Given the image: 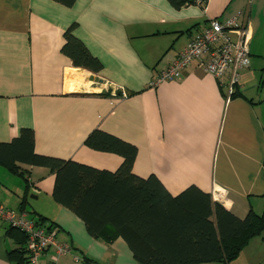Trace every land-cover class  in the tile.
I'll use <instances>...</instances> for the list:
<instances>
[{
	"label": "crops",
	"instance_id": "1",
	"mask_svg": "<svg viewBox=\"0 0 264 264\" xmlns=\"http://www.w3.org/2000/svg\"><path fill=\"white\" fill-rule=\"evenodd\" d=\"M248 3L250 62L235 85L242 95L227 97L197 62L179 79L153 85L208 20L233 17ZM72 24L102 63L99 72L73 66L61 52ZM122 91L126 96L115 95ZM25 127L34 130L39 154L115 170L119 155L84 144L101 129L137 146L134 173L154 174L171 194L196 185L241 218L250 209L264 213V0H207L204 8L179 9L168 0H74L71 6L0 0V142ZM54 180L36 166L26 183L0 164V203L19 211L26 194L45 196L46 209L34 213L71 245L57 264H86V257L138 264L121 238L106 243L89 236L83 221L53 199ZM24 210L28 216L26 204ZM8 227L0 219V264H16ZM53 253L45 250L37 264H53ZM228 264H264V238L250 239Z\"/></svg>",
	"mask_w": 264,
	"mask_h": 264
},
{
	"label": "trees",
	"instance_id": "2",
	"mask_svg": "<svg viewBox=\"0 0 264 264\" xmlns=\"http://www.w3.org/2000/svg\"><path fill=\"white\" fill-rule=\"evenodd\" d=\"M56 1L67 6L74 3V0ZM206 1L168 0L175 9L191 4L204 8ZM211 19L224 22L229 18ZM75 27L72 24L65 31L61 52L73 66L99 72L102 63L75 37ZM220 88L226 93L223 85ZM239 95L242 94L235 87L229 94ZM34 144V130L22 128L12 140L0 142V164L26 183L32 167H43L53 173V199L83 221L89 236L106 243L121 238L138 264H228L240 255L250 239L260 235L264 238V213L250 209L241 218L222 204L214 203L211 195L196 185L171 194L154 174L144 178L134 173L137 146L101 129L93 130L84 144L95 151L119 155L122 161L115 170L39 154ZM25 203L23 196L19 211H25ZM37 216L34 220L38 224H47L45 216L39 213ZM49 225L55 226L52 222ZM7 233L16 245L9 253L10 260L28 264L27 235L12 225ZM84 262L104 264L88 257Z\"/></svg>",
	"mask_w": 264,
	"mask_h": 264
},
{
	"label": "built area",
	"instance_id": "3",
	"mask_svg": "<svg viewBox=\"0 0 264 264\" xmlns=\"http://www.w3.org/2000/svg\"><path fill=\"white\" fill-rule=\"evenodd\" d=\"M198 1L204 3L206 0ZM251 36L248 3L244 10L224 22L211 19L209 25L192 37L176 58L160 72L153 85L179 79L185 68L197 61L204 73L220 80L229 97L233 85L240 81V71L249 66ZM121 96H126L125 91L121 92ZM0 219L27 235L28 260L32 264H37L41 254L51 248L54 250L50 255L53 264H57L59 256L71 253V245L56 238V226L38 224L25 211H15L0 203Z\"/></svg>",
	"mask_w": 264,
	"mask_h": 264
},
{
	"label": "rangeland",
	"instance_id": "4",
	"mask_svg": "<svg viewBox=\"0 0 264 264\" xmlns=\"http://www.w3.org/2000/svg\"><path fill=\"white\" fill-rule=\"evenodd\" d=\"M214 77V76H213ZM241 79V76H240ZM240 82V81H239ZM235 86L233 85V88ZM232 88V89H233ZM45 196H41L39 199H37L36 197L31 196V194L29 195H25V200H26V206L27 209L29 210V215L31 218L34 216L35 218L37 217L36 213H34L35 211L33 210V208L35 209H40V210H45L46 209V203H45ZM216 263V262H215Z\"/></svg>",
	"mask_w": 264,
	"mask_h": 264
},
{
	"label": "water",
	"instance_id": "5",
	"mask_svg": "<svg viewBox=\"0 0 264 264\" xmlns=\"http://www.w3.org/2000/svg\"><path fill=\"white\" fill-rule=\"evenodd\" d=\"M32 196V195H31Z\"/></svg>",
	"mask_w": 264,
	"mask_h": 264
}]
</instances>
